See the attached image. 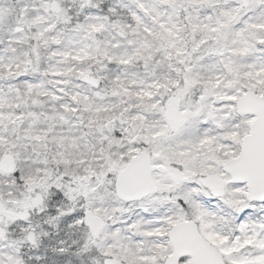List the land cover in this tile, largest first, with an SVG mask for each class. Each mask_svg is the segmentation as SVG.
Returning a JSON list of instances; mask_svg holds the SVG:
<instances>
[{
	"label": "snow or ice",
	"instance_id": "snow-or-ice-1",
	"mask_svg": "<svg viewBox=\"0 0 264 264\" xmlns=\"http://www.w3.org/2000/svg\"><path fill=\"white\" fill-rule=\"evenodd\" d=\"M0 264H264V0H0Z\"/></svg>",
	"mask_w": 264,
	"mask_h": 264
}]
</instances>
